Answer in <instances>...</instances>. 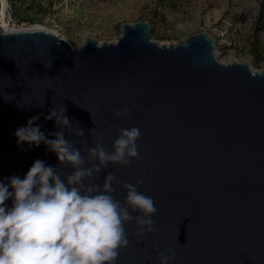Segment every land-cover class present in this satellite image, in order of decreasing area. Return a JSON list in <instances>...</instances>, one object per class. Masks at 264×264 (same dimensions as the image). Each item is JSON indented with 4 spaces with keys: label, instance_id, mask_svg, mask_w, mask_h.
<instances>
[{
    "label": "water",
    "instance_id": "obj_1",
    "mask_svg": "<svg viewBox=\"0 0 264 264\" xmlns=\"http://www.w3.org/2000/svg\"><path fill=\"white\" fill-rule=\"evenodd\" d=\"M150 34L145 20L124 22L115 42L87 37L72 47L47 28L0 32V181L23 179L37 159L58 166L48 146L15 136L39 116L33 126L54 139L51 108L65 106L83 129V137L64 130L82 155L96 136L110 152L119 128L138 127L143 159L110 164L95 182L109 172L133 185L142 179L156 232L138 241L135 223L126 224L129 244L115 264H159V253L173 251L169 264H264V69L221 62L206 32L168 44ZM123 109L130 117H113Z\"/></svg>",
    "mask_w": 264,
    "mask_h": 264
},
{
    "label": "clouds",
    "instance_id": "obj_2",
    "mask_svg": "<svg viewBox=\"0 0 264 264\" xmlns=\"http://www.w3.org/2000/svg\"><path fill=\"white\" fill-rule=\"evenodd\" d=\"M65 112V106L51 108L45 117L55 118L60 126V130L49 133L54 139H48L39 125L33 126L39 116L15 131L18 144L43 143L59 163L53 167L37 159L23 179L13 175L7 178L8 183L0 181V264H115L120 250L129 244L126 224L135 223L131 235L138 241L156 232L151 217L157 208L151 196L138 191L142 179L133 185L109 172L102 185L95 182L110 164L127 167L133 159H143L136 143L140 129L119 128L110 152L100 134L95 146L85 147L82 155L74 146L78 141L67 139L64 130L79 137L84 131L78 122L73 127ZM113 117L127 118L130 112L117 110ZM60 166H70L71 173L62 176ZM114 185L125 190L123 201L115 198ZM9 199L10 208L6 205ZM175 256L174 251L161 252L156 259L159 264H169Z\"/></svg>",
    "mask_w": 264,
    "mask_h": 264
},
{
    "label": "rangeland",
    "instance_id": "obj_3",
    "mask_svg": "<svg viewBox=\"0 0 264 264\" xmlns=\"http://www.w3.org/2000/svg\"><path fill=\"white\" fill-rule=\"evenodd\" d=\"M11 25L54 31L72 47L87 37L115 42L121 24L149 23L158 43L206 32L223 63L245 61L264 69V0H0Z\"/></svg>",
    "mask_w": 264,
    "mask_h": 264
},
{
    "label": "built area",
    "instance_id": "obj_4",
    "mask_svg": "<svg viewBox=\"0 0 264 264\" xmlns=\"http://www.w3.org/2000/svg\"><path fill=\"white\" fill-rule=\"evenodd\" d=\"M8 15V9L4 10L2 1H0V29H2L6 23L11 25V18Z\"/></svg>",
    "mask_w": 264,
    "mask_h": 264
},
{
    "label": "bare ground",
    "instance_id": "obj_5",
    "mask_svg": "<svg viewBox=\"0 0 264 264\" xmlns=\"http://www.w3.org/2000/svg\"><path fill=\"white\" fill-rule=\"evenodd\" d=\"M3 9L5 10V8L3 7ZM18 28H21V29H28V28H22V27H18ZM31 29H40V28H44V27H40V26H33V27H29ZM13 29H16V27L10 25V24H5L4 27L2 29H0V32L2 31H7V30H13Z\"/></svg>",
    "mask_w": 264,
    "mask_h": 264
}]
</instances>
